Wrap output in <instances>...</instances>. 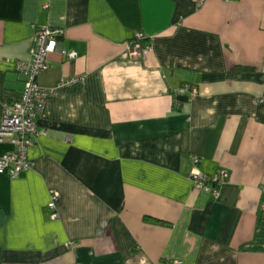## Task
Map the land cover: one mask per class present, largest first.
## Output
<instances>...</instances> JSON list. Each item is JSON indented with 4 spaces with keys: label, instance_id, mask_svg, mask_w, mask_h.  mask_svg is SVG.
I'll return each instance as SVG.
<instances>
[{
    "label": "crops",
    "instance_id": "crops-1",
    "mask_svg": "<svg viewBox=\"0 0 264 264\" xmlns=\"http://www.w3.org/2000/svg\"><path fill=\"white\" fill-rule=\"evenodd\" d=\"M44 27L51 95L32 166L0 171V264H264V0H0V122ZM195 171L228 177L204 192Z\"/></svg>",
    "mask_w": 264,
    "mask_h": 264
},
{
    "label": "built area",
    "instance_id": "built-area-1",
    "mask_svg": "<svg viewBox=\"0 0 264 264\" xmlns=\"http://www.w3.org/2000/svg\"><path fill=\"white\" fill-rule=\"evenodd\" d=\"M60 31L51 27H44L37 31L34 41L29 47L27 60L17 61L16 69L25 77L24 89L17 101L7 104L0 122V141L5 139L12 143L13 147L0 154V171H7L11 177H16L21 172L29 169L32 163L28 157L29 147L41 131L37 128L36 119L43 111L46 101L51 95L49 89L43 88L38 82V76L49 68L48 55L56 51L58 47V35ZM145 35L137 32L128 46V55L138 57L149 50V44H145ZM67 59L76 56L74 52L62 51ZM83 81L71 79L67 84ZM199 91L196 84L186 82L171 90L172 102L175 108H180L183 102L188 101ZM198 160V159H197ZM196 160V161H197ZM189 179L194 187L204 192L216 191L214 185H221L228 177L225 171L206 175L201 171L189 173ZM56 196L48 203L52 212L56 209ZM57 216V213H53ZM168 264H183L182 261L173 260Z\"/></svg>",
    "mask_w": 264,
    "mask_h": 264
},
{
    "label": "trees",
    "instance_id": "trees-1",
    "mask_svg": "<svg viewBox=\"0 0 264 264\" xmlns=\"http://www.w3.org/2000/svg\"><path fill=\"white\" fill-rule=\"evenodd\" d=\"M62 34L58 35V39L59 37H61ZM15 70L20 73L16 68ZM251 70H254V67H251V66H237V67H233L230 71V73H239V72H243V71H251ZM21 74V73H20ZM22 75V74H21ZM24 77V76H23ZM24 80H25V77H24ZM25 82V81H24ZM24 89V88H23ZM23 91V90H22ZM22 93V92H21ZM20 93V94H21ZM20 96V95H19ZM29 157V156H28ZM260 222L264 225V211L263 213L261 214L260 216Z\"/></svg>",
    "mask_w": 264,
    "mask_h": 264
}]
</instances>
